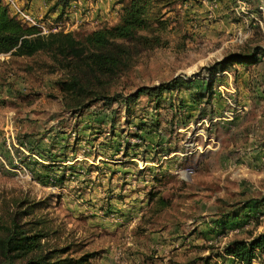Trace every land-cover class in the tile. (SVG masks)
Masks as SVG:
<instances>
[{
    "label": "rangeland",
    "instance_id": "rangeland-1",
    "mask_svg": "<svg viewBox=\"0 0 264 264\" xmlns=\"http://www.w3.org/2000/svg\"><path fill=\"white\" fill-rule=\"evenodd\" d=\"M19 1L48 28L57 26V30L72 31L79 38L103 23L116 22L113 17L92 21L66 16V6L57 5V0H40L38 12L32 10L30 0ZM106 1V7L113 3L119 15L121 5L117 0ZM79 7L85 8L84 12L88 8L82 3ZM159 12L166 23L158 32L166 41L153 48H139L129 67L117 74L95 76L75 57L60 60L47 50L31 55L0 52V235L4 224L19 212L17 219L24 227L42 232L44 248L69 246L75 256L89 251V264H100V258L105 260V256L116 263L121 252L143 254L145 258L152 255V264H202V258L207 256L208 264H242L223 251L224 232L227 236L230 233L232 239L249 238L261 228L264 216L219 229L213 237L193 244L201 246L193 252L186 246L177 250L175 247L171 257L163 259L165 253L157 252L158 249L132 247L140 241V236L133 239L135 227L114 218L109 204L104 205L109 194L106 190H111L110 183H114L112 177L117 176L122 188L133 178L146 182L153 178L151 167L144 166L141 160H128L140 158L143 152L132 139L139 137L143 141V132L148 134L146 127L157 132L159 121L174 126V113L184 105L181 96L189 94L188 90L174 88L158 100L142 94L126 107L120 96L105 105L93 92L77 96L57 83L77 74L97 93L125 96L140 85L186 76L197 83L204 80L207 94L201 91L196 98L209 105L214 104L212 94L221 85L219 97L225 100L226 109L233 107L226 101L228 96L235 108L244 106L241 119L235 127H223L221 116L231 114L222 113L214 121L220 141H212V145L218 146L200 156L192 172L193 181H183L176 191V177L167 175L163 194L168 200L177 197L180 202H190L183 206L192 208L191 214L201 207L198 204H203L201 208L206 207L209 216L214 206L237 205L235 193L242 188L247 196L264 193V174L259 175L260 169L249 168L238 159L235 164L222 162V157H229L230 148L237 144L248 142L246 146H250L254 138L264 142V0H172ZM255 50L258 60L246 67L244 78H238L242 65L227 67L233 92L208 69L226 55ZM192 92L196 93L195 89ZM128 172L130 180H120ZM139 186L145 185L140 182ZM99 187L105 193L98 192ZM185 230L184 236L190 233ZM252 264H264V251H258Z\"/></svg>",
    "mask_w": 264,
    "mask_h": 264
},
{
    "label": "crops",
    "instance_id": "crops-1",
    "mask_svg": "<svg viewBox=\"0 0 264 264\" xmlns=\"http://www.w3.org/2000/svg\"><path fill=\"white\" fill-rule=\"evenodd\" d=\"M110 1L113 2L114 0ZM81 3L85 7H88L85 12L83 10L85 8L79 7ZM106 3V0H72L66 7V16L73 17L75 15L78 19L91 18L92 21H101L102 19L113 17L114 20L117 21L118 11L114 9L115 5L111 3V6H109L110 8H107ZM117 3L120 4L119 2ZM30 6L34 12H38L37 8L41 6L40 0H30ZM81 10H83V14ZM247 70L248 68L243 66V68L238 71V78H244L247 75ZM224 73L228 74L225 75ZM213 75L216 80H222L223 83L231 87V76L227 68L217 71ZM182 77L186 80H190L186 76ZM195 81L196 80L190 81L189 84H182L179 88H175V91L188 90L189 94L185 92V96H181L182 104L184 105L182 107L179 106L177 109L178 111L174 113V117L177 120L174 126L171 127V122L166 124L159 121L157 132L153 131L150 134H146V138L137 144V148L143 150L142 156H140V158L130 157L128 159L137 160L139 162L141 160L144 166L151 167L153 178L149 179L150 182H146L148 180H142L140 178H133L132 183L126 182L125 187L122 188L120 184H117L118 178L116 176L111 178L114 180V183H110L111 190H106L109 194L106 195L104 205L109 204V209L114 211V213H111L115 214L114 218L117 216L119 220L121 219L120 221H125L128 227H135L132 230L133 239L140 236V238H138L140 241L137 243L135 242L132 247L139 245L140 249L143 250L146 248L158 249L157 252L165 253L163 259L170 258V253L181 247L186 246L188 249H191L192 252L193 250H198L201 246L195 247V243H202L205 239L213 237L215 233L223 227H234L238 225V223L244 224L246 220L251 221L253 217L259 216L261 218L264 216L263 213H260L264 209V202L262 203V201H260V203H258L255 201L256 198L262 197L263 192H261L259 196H247L244 188L240 189L235 194L238 195V204L244 203L245 205L238 215L232 216L225 214V212L233 205L224 208L222 206H214L211 211L214 215L210 214L207 216V208H201L204 205H200L198 202V207H201H199L195 214H191L192 208L187 210L186 206H183L190 202H180L177 200V197H175L174 200H168L166 196H164L163 192H165V187L168 185L167 181L164 180L167 175L176 177V191L181 187L183 181H187V183L190 184V181L194 179L192 174L185 177L179 176L178 174L173 175L176 166H184L191 160H194V166H196L201 155L217 148L218 145H212L214 142L210 141V139H212L215 143L217 142V144L220 141L215 133L214 121H217L222 113H226L225 111L228 112L229 110H231V115L228 117L221 116L223 118L219 121L223 127H235L238 123L237 121L241 119L240 113H242L241 111H243L244 106L235 108L234 105L226 109V102L223 98L219 97L220 94H222L219 90H215L212 94L214 98L213 105H209L208 102L205 103L202 98H200L199 101L195 99L193 97V89H195L196 93L204 91V93L207 94L204 80L200 79L198 83ZM184 85L188 88H182ZM224 87L226 89L228 88V86ZM200 120L204 121L198 124L197 128L199 127L202 129V134H196L194 132L196 130L195 123ZM164 125H170L169 129ZM166 130H168L170 135H168L169 133ZM143 133L145 134V132ZM236 140L237 139H235V141ZM252 140H250V146H246L248 145V142H246L230 148V156H223L222 162H227L228 164L233 162L235 164V159H238L239 162H245L249 168L260 169L259 175L264 174V142L258 141L256 138ZM205 144H209V147H205ZM199 145H201V147H199ZM139 171L138 174L140 173ZM129 175L130 172L127 173L126 177L120 178V180L129 181ZM140 182L145 186H139ZM136 185L139 186V188H136ZM202 189L203 188H198L197 190ZM98 192L105 193L104 188L99 187ZM146 194H148V197H146ZM239 197L241 198L239 199ZM250 198L255 199L250 200ZM191 205L192 203L190 206ZM100 206L104 209V206ZM248 210L249 214L253 215V217L251 216L249 219H246L248 218L246 216ZM198 215L202 217L197 218ZM258 222H261V220H258ZM263 224L264 218L260 225L261 228L257 232L262 229ZM184 229H186V232H190L186 236H184ZM198 230L201 231L197 233ZM224 233L223 238L227 243L232 238L229 236L230 233H228L229 237L226 235V232ZM141 237L144 238L141 239ZM175 247H177L176 250ZM138 262L142 264H152L154 260L152 255L145 258L143 254L137 255L129 252H121L119 259H116V263H114L109 256H105V260L103 257L100 258V264H137Z\"/></svg>",
    "mask_w": 264,
    "mask_h": 264
},
{
    "label": "trees",
    "instance_id": "trees-1",
    "mask_svg": "<svg viewBox=\"0 0 264 264\" xmlns=\"http://www.w3.org/2000/svg\"><path fill=\"white\" fill-rule=\"evenodd\" d=\"M70 1L72 0H57L56 4L60 3L63 7H67ZM170 1L172 0L163 2L161 0H117L121 8L116 22L103 23L79 38L72 31L54 30L47 34L41 33L38 26L24 24L11 15L5 2L0 0V52L31 55L40 50H47L60 60L64 58L68 61L70 59L68 57H75L79 65L85 66L95 76L117 74L129 67L135 51L139 48H153L166 41L158 32L160 28L165 27L166 23L159 11L161 7H167ZM157 3L158 6L155 7ZM257 53L258 50L250 53H232L213 62L208 69L214 74L232 64L247 67L257 62ZM190 81L183 77H175L153 85H140L125 96L97 93L89 88L77 74H71L68 80L59 79L57 83L61 89L74 91L77 96L93 92L94 97L101 98L105 105L120 96L128 107L142 94L158 100L165 91L179 88L182 84H189ZM202 93L205 94L204 91ZM200 94L193 93V97L197 99L196 97ZM145 129L150 134L155 128L146 127ZM144 135L146 137V133ZM255 201L263 203L264 193ZM244 205V203L233 205L225 214L238 215ZM260 213L264 214V209ZM18 214L19 212H15L10 222L4 224V230L0 235V264H89L91 255L89 251L75 256L69 252V246L44 248L41 241L42 232L33 230L31 227H24V224L17 219ZM246 216L248 217L246 219L253 217L249 214V210ZM242 224L238 223V226ZM223 251L242 264H252L258 251H264V224L259 232L249 238L229 240L223 247ZM202 261V264H208V256L202 258Z\"/></svg>",
    "mask_w": 264,
    "mask_h": 264
},
{
    "label": "built area",
    "instance_id": "built-area-1",
    "mask_svg": "<svg viewBox=\"0 0 264 264\" xmlns=\"http://www.w3.org/2000/svg\"><path fill=\"white\" fill-rule=\"evenodd\" d=\"M5 4L8 7L9 13L15 17H17L21 22H23L24 24L27 25H36L40 28V32L41 33H47L49 31H54L57 30V26H52L51 28H48L43 22H41L40 20H38V18H36V16H34V14L30 11V9L25 6L22 2H20L19 0H4ZM212 8V6H210ZM260 8H262L260 6ZM55 25V24H54ZM57 25V24H56ZM218 90L222 91L221 85H218ZM234 89L232 88V90H230V92H233ZM226 101H228L230 104H233V102L231 101V99L229 98V96L226 98ZM226 114L230 113V111H225ZM204 120H200L197 121L195 123L196 126V130L194 131L196 134H202V129L201 128H197V125L200 124L201 122H203ZM193 132V133H194ZM133 142L136 143H140L141 142V138L137 137H133L132 139ZM210 141H214L212 139H210ZM209 147V144H205V147ZM199 147H201V145H199ZM194 160H191L190 162H188L187 164H185L184 166H176L175 168V172L182 177L188 176L190 174H192L193 170H194Z\"/></svg>",
    "mask_w": 264,
    "mask_h": 264
}]
</instances>
